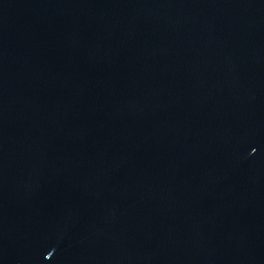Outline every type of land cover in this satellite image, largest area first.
Segmentation results:
<instances>
[{
	"label": "water",
	"instance_id": "obj_1",
	"mask_svg": "<svg viewBox=\"0 0 264 264\" xmlns=\"http://www.w3.org/2000/svg\"><path fill=\"white\" fill-rule=\"evenodd\" d=\"M0 264H264V0H0Z\"/></svg>",
	"mask_w": 264,
	"mask_h": 264
}]
</instances>
